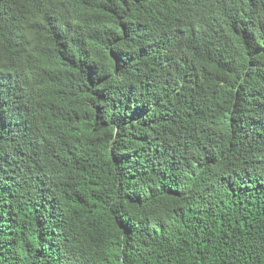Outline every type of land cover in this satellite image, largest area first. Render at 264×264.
Wrapping results in <instances>:
<instances>
[{
	"label": "trees",
	"instance_id": "16d2710c",
	"mask_svg": "<svg viewBox=\"0 0 264 264\" xmlns=\"http://www.w3.org/2000/svg\"><path fill=\"white\" fill-rule=\"evenodd\" d=\"M0 264H264V0H0Z\"/></svg>",
	"mask_w": 264,
	"mask_h": 264
}]
</instances>
